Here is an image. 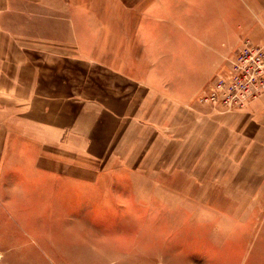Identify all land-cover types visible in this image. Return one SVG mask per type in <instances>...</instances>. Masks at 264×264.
<instances>
[{
    "label": "rangeland",
    "instance_id": "374dc122",
    "mask_svg": "<svg viewBox=\"0 0 264 264\" xmlns=\"http://www.w3.org/2000/svg\"><path fill=\"white\" fill-rule=\"evenodd\" d=\"M58 4L75 35L70 17L47 29L73 42L0 112V264H264V170L232 112L200 102L246 40L264 46V0Z\"/></svg>",
    "mask_w": 264,
    "mask_h": 264
},
{
    "label": "crops",
    "instance_id": "0c3cea01",
    "mask_svg": "<svg viewBox=\"0 0 264 264\" xmlns=\"http://www.w3.org/2000/svg\"><path fill=\"white\" fill-rule=\"evenodd\" d=\"M58 1L0 0V112L3 116L9 117L14 113L13 107L19 105V103L13 104L14 102L26 99L27 81L31 83L32 80L33 84L40 89L39 92H42L43 76L52 74V72H43L44 67L42 66H45L43 62L46 59L57 58L58 54L57 52L51 53L50 49L53 45L58 42L69 44L73 42V40L72 42L59 40L58 32L51 30L49 32L47 29L54 24L56 28L60 17L64 16L67 22L69 21L67 18L70 17L69 26L72 30V38L75 35L74 7L71 5L68 8H62L63 6H59ZM77 42L81 43L79 40ZM43 43L48 45L46 50H43ZM81 49L80 57L76 58L99 59L95 57L96 54L93 51L85 50L83 47ZM73 56V54L65 53L58 58L74 61ZM67 70H71L70 73L67 71L68 74H73L72 68H67ZM94 107L101 109V104L93 103L92 105L90 102H85L79 107L83 120L89 121L91 114L94 113L92 110ZM70 120L71 122L65 123V131L68 124L74 125L73 117ZM219 120L224 121L223 126L226 132H230L229 139L233 141L232 144L241 149V162L256 161L264 170V98L257 99L251 102L246 109L229 113ZM89 138L88 135L83 136L82 139L87 141Z\"/></svg>",
    "mask_w": 264,
    "mask_h": 264
},
{
    "label": "built area",
    "instance_id": "2783aa9c",
    "mask_svg": "<svg viewBox=\"0 0 264 264\" xmlns=\"http://www.w3.org/2000/svg\"><path fill=\"white\" fill-rule=\"evenodd\" d=\"M229 66L206 88L200 102L224 112L241 111L264 98V46L246 40Z\"/></svg>",
    "mask_w": 264,
    "mask_h": 264
}]
</instances>
